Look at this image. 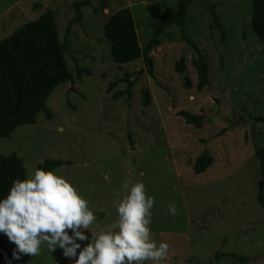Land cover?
I'll return each instance as SVG.
<instances>
[{"label": "rangeland", "instance_id": "1", "mask_svg": "<svg viewBox=\"0 0 264 264\" xmlns=\"http://www.w3.org/2000/svg\"><path fill=\"white\" fill-rule=\"evenodd\" d=\"M74 1L0 0V41L46 8L54 10L64 40ZM177 1L119 0L110 10L104 6L103 13L130 7L149 39L153 26ZM207 1L215 5L228 41H222L211 11L193 1L190 37L210 64L203 90L197 87L193 65L197 52L177 26L167 29L153 52L151 75L143 59L113 61L104 26L92 22L90 13L84 28L73 26L65 57L74 80L51 93L47 105L53 117L39 112L35 123L22 124L0 139V153H17L28 174L49 158L70 161L56 170L94 211L96 222L88 233L116 219L115 202L126 194L120 186L125 180L143 181L154 197L152 236L169 244L166 264H264V210L257 197L255 157V150L264 146V123L256 119L264 117V44L251 24L252 0ZM83 10L86 14L91 8ZM105 15L107 22L110 14ZM141 39L144 45L145 36ZM181 58L186 68L182 73L177 69ZM77 67L88 72L79 75ZM127 74L136 79L131 93L114 98L127 89ZM113 81L118 82L108 91ZM143 89L151 93L148 107L142 105ZM181 109L202 113L203 127L187 123ZM204 151L215 155L214 162L194 173L192 158ZM169 202L175 204V215L168 211ZM218 253L227 255L216 259ZM241 255L249 260L238 261ZM22 257L26 264H71L59 248ZM0 264L15 263L5 259Z\"/></svg>", "mask_w": 264, "mask_h": 264}, {"label": "trees", "instance_id": "2", "mask_svg": "<svg viewBox=\"0 0 264 264\" xmlns=\"http://www.w3.org/2000/svg\"><path fill=\"white\" fill-rule=\"evenodd\" d=\"M117 1L119 0H113L111 5L110 0H99L98 3H95V0L93 2L91 0H75L72 4L74 13L67 21L64 40L60 38L54 10L46 8L37 19L26 22L9 37L0 41V139L10 137L22 124L35 123L39 112H45L48 118L53 117V112L47 105L51 93L60 84L74 80V74L68 67L65 57L66 51L68 52L71 47V38L74 34L73 26L78 24L84 28L83 20L88 19L90 13L92 22L98 21L100 25L104 26L113 61L118 64H127L143 59L147 66V72L151 75H154L155 64L153 52L162 45V36L167 29L177 26L183 34L184 41L197 52V56L193 59V65L198 73V89L203 90L209 83L210 64L206 55L190 37L191 25L188 21V14L190 5L195 0H178L176 7L168 6L170 12L160 17L158 23L153 26V34L149 39L140 31L130 7L103 13L104 6L110 10L109 8H112ZM199 1L211 11L216 25L222 32V41H228L215 5L207 0ZM252 4L251 24L264 44V0H252ZM85 7L86 9L91 8L86 14L83 10ZM154 12L157 11L154 10ZM105 14H110L108 20L106 19L107 22L104 21ZM142 36L146 38L144 45L141 43ZM177 69L181 73L185 72L183 58L177 63ZM76 71L79 75L88 72L83 67H77ZM124 80L128 82L127 89L115 94L114 98L131 93V87L136 82L134 75L127 74ZM117 82H111L108 91ZM187 85L189 87L191 85L189 79H187ZM150 103L151 93L148 89H143L142 105L148 107ZM179 115L187 123L197 128L203 127L202 113L196 114L181 109ZM256 119L258 122L264 123V117H256ZM212 154V152L204 151L194 158L191 157L194 173L199 174L207 170L214 162L215 155ZM255 157L259 167L257 197L264 210V146L255 150ZM70 163L63 159L49 158L38 167L57 169ZM27 175L24 161L17 153L9 155L0 153V197L7 193L13 179H23ZM14 247V244L10 243L6 236L0 235V261L12 259L15 264H26L22 255L19 259L13 258ZM224 255L227 254L218 253L216 259H220ZM236 258L240 262L249 260L243 255ZM146 264H150V262H146Z\"/></svg>", "mask_w": 264, "mask_h": 264}, {"label": "clouds", "instance_id": "3", "mask_svg": "<svg viewBox=\"0 0 264 264\" xmlns=\"http://www.w3.org/2000/svg\"><path fill=\"white\" fill-rule=\"evenodd\" d=\"M123 188L116 219L89 236L96 216L88 200L56 169L37 167L0 197V235L14 244V259L59 248L71 264H166L169 244L151 232L154 197L143 181L125 180ZM168 211L175 215L174 203Z\"/></svg>", "mask_w": 264, "mask_h": 264}]
</instances>
